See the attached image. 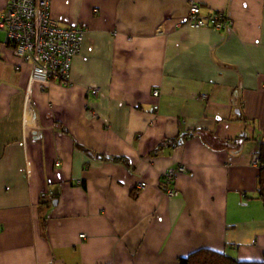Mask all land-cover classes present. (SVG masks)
Masks as SVG:
<instances>
[{
  "label": "crops",
  "instance_id": "obj_1",
  "mask_svg": "<svg viewBox=\"0 0 264 264\" xmlns=\"http://www.w3.org/2000/svg\"><path fill=\"white\" fill-rule=\"evenodd\" d=\"M192 1L231 27L187 25ZM51 13L85 29L68 84L36 82L26 108L30 66L0 56V264H180L205 248L263 261L264 0H52Z\"/></svg>",
  "mask_w": 264,
  "mask_h": 264
},
{
  "label": "built area",
  "instance_id": "obj_2",
  "mask_svg": "<svg viewBox=\"0 0 264 264\" xmlns=\"http://www.w3.org/2000/svg\"><path fill=\"white\" fill-rule=\"evenodd\" d=\"M52 0H7L6 7L0 12V56L10 48L18 59L17 69L22 64L30 66L28 80L24 84L25 104L29 107L33 86L36 82L43 88L53 81L68 84L71 81L73 58L79 53L85 29L76 25H63L51 13ZM192 27H208L214 30L231 27L232 20L224 11H211L203 14L199 2L189 4V13L184 20ZM4 35L2 37L1 35ZM99 87H93L91 94L98 93ZM158 90H155L156 94ZM254 164L260 158L252 157ZM185 165L169 168L164 174L162 186L167 196L179 194L175 179L179 173L186 172ZM145 182L138 187L144 188ZM85 237V234H81Z\"/></svg>",
  "mask_w": 264,
  "mask_h": 264
},
{
  "label": "trees",
  "instance_id": "obj_3",
  "mask_svg": "<svg viewBox=\"0 0 264 264\" xmlns=\"http://www.w3.org/2000/svg\"><path fill=\"white\" fill-rule=\"evenodd\" d=\"M184 137V136H183ZM183 139L181 138V141ZM258 156L260 158V174L258 178L259 199L264 204V141L259 144ZM180 264H264L263 261H239L234 255L227 254L219 251H213L211 249H199L194 253L189 254L187 257H182Z\"/></svg>",
  "mask_w": 264,
  "mask_h": 264
},
{
  "label": "rangeland",
  "instance_id": "obj_4",
  "mask_svg": "<svg viewBox=\"0 0 264 264\" xmlns=\"http://www.w3.org/2000/svg\"><path fill=\"white\" fill-rule=\"evenodd\" d=\"M1 36H2V37H4V35H3V34H2Z\"/></svg>",
  "mask_w": 264,
  "mask_h": 264
}]
</instances>
